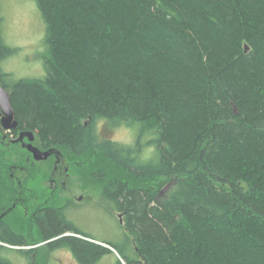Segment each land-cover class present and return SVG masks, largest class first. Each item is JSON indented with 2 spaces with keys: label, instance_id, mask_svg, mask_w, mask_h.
<instances>
[{
  "label": "trees",
  "instance_id": "1",
  "mask_svg": "<svg viewBox=\"0 0 264 264\" xmlns=\"http://www.w3.org/2000/svg\"><path fill=\"white\" fill-rule=\"evenodd\" d=\"M35 3L45 75L17 80L13 103L67 156L100 164L101 199L129 240L127 251L105 242L117 264H264V0ZM98 120L138 137L101 138ZM61 212L37 213L40 239L54 238L47 248L80 264L113 252ZM4 235L0 264H17L6 245L25 242Z\"/></svg>",
  "mask_w": 264,
  "mask_h": 264
},
{
  "label": "rangeland",
  "instance_id": "2",
  "mask_svg": "<svg viewBox=\"0 0 264 264\" xmlns=\"http://www.w3.org/2000/svg\"><path fill=\"white\" fill-rule=\"evenodd\" d=\"M0 14L3 17L1 29L4 40L10 48H13L11 54L4 60L5 69L11 73L13 80L42 78L45 75L44 58L48 56L49 49L45 41V23L35 0H0ZM95 128L101 138L121 143L132 144L138 137L136 127L133 129L115 125L107 127L104 122L98 120ZM153 152L154 148L148 147L145 152L146 159L150 158ZM66 162L72 168L70 180L77 187L75 193L82 196V199L76 202L72 210L67 213L75 227L87 234L89 237H84L90 242L101 243V245L109 242L127 251L129 240L123 219L119 218V212L111 203H106L101 199L105 180L100 177V164L93 160L91 153L78 156L74 160L67 159ZM169 185L170 183L161 189L160 198L166 196ZM60 202L61 200H55L53 204L58 205ZM40 204H43L41 199L31 201L30 209ZM7 219L12 230L25 238L23 246L7 244L13 249H9L6 256L13 263L80 264L67 248L59 247L51 250L46 247L31 220L30 211L25 212L24 208H16ZM78 235L83 237L81 234H76ZM16 249H34V252L24 255L18 253ZM118 258V254L113 251L103 254L94 264H117Z\"/></svg>",
  "mask_w": 264,
  "mask_h": 264
},
{
  "label": "flooded vegetation",
  "instance_id": "3",
  "mask_svg": "<svg viewBox=\"0 0 264 264\" xmlns=\"http://www.w3.org/2000/svg\"><path fill=\"white\" fill-rule=\"evenodd\" d=\"M2 20L0 14V244L5 245V229L20 236L7 221L16 208L30 211L40 236L37 213L44 209H61L62 218L75 227L67 213L82 196L75 193L77 187L70 180L72 168L66 162L78 156H67L63 147L47 141L40 130L23 125L19 118L12 98L13 87L19 79L13 80L5 69L4 60L13 48L4 40ZM106 124L110 127L109 123ZM46 152L49 154L43 157ZM37 199H41L43 204L31 210V201ZM55 200H61L60 204L54 205ZM118 215L122 217L121 213ZM21 238L25 242V238ZM53 239L42 242L46 244Z\"/></svg>",
  "mask_w": 264,
  "mask_h": 264
},
{
  "label": "water",
  "instance_id": "4",
  "mask_svg": "<svg viewBox=\"0 0 264 264\" xmlns=\"http://www.w3.org/2000/svg\"><path fill=\"white\" fill-rule=\"evenodd\" d=\"M48 154H49L48 152L44 153V156H43V157H46ZM119 218H120V219L122 218L121 215H119ZM75 235H76V234H75ZM78 236H79V235H78ZM80 237H81V236H80ZM82 238H84V237H82ZM86 240H89V239L86 238ZM89 241H90V240H89ZM91 242H92V241H91ZM100 244H101V243H100ZM103 246H106V247L110 248L111 250L115 251L111 246H109V245H107V244H104Z\"/></svg>",
  "mask_w": 264,
  "mask_h": 264
}]
</instances>
